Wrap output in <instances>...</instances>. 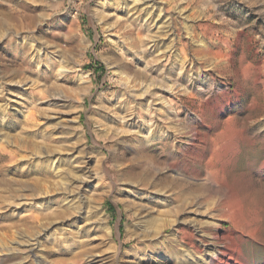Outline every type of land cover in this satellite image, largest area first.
<instances>
[{"label": "rangeland", "instance_id": "1", "mask_svg": "<svg viewBox=\"0 0 264 264\" xmlns=\"http://www.w3.org/2000/svg\"><path fill=\"white\" fill-rule=\"evenodd\" d=\"M0 4L37 16L0 37V149L26 181L7 203L31 200L8 212L0 264H71L81 246L83 264H182L152 218L191 220L184 248L226 238L264 264V0ZM142 142L149 176L128 171ZM39 154L45 175L29 172Z\"/></svg>", "mask_w": 264, "mask_h": 264}, {"label": "bare ground", "instance_id": "2", "mask_svg": "<svg viewBox=\"0 0 264 264\" xmlns=\"http://www.w3.org/2000/svg\"><path fill=\"white\" fill-rule=\"evenodd\" d=\"M36 17H37L36 15L33 16V15H28L27 13H20V11L16 7L15 8L14 7H8L7 9H5L0 4V37L4 35L2 30L10 29V30L17 31V30L22 29L24 27L32 26V23L35 22ZM28 19H30V20H28ZM13 46H15V43L13 44ZM135 71H136V75L138 77H142L144 74L140 70H135ZM12 73L14 76H16V75L21 73V70L15 69L12 71ZM84 78H85L84 74H81L80 79H84ZM149 87L150 86H148L145 90H143V92H147ZM218 109H219V111H222L224 109V107L220 105L218 107ZM136 148L144 153L146 160H145V162H141L139 160L136 161L135 164H133L132 167L128 169V171L133 174L136 172L137 168L138 169L140 168L141 173H143L144 175H146V176L151 175L154 171L152 162H157V161H155V157L152 154L145 153V152H147V149L149 148L146 142H142L140 145H136ZM39 152H41V150H39ZM37 156L40 157L39 159H37L39 163H38V165L32 166L29 169V172L31 171V172L35 173L36 175H45L46 169H45L43 163L41 162L42 157L40 154ZM4 159L8 160V162H9L12 160V155L9 152H7V154H6L4 149H0V229L9 228L11 226L10 224L5 223V220H8V219L18 220V218H15L12 216V214L8 213V212H10L9 210L12 208V206L17 205L16 207L18 208V207H23L25 205L28 206V204L31 203V202H29L31 200L28 196L24 197V198H26L25 199L26 201L24 202L25 204L24 203L21 204L18 201L16 203H12L11 201L7 203V201L10 200L11 196H16L17 194H19L20 189L17 188L16 185L22 183L23 180L15 178V175H16V173L14 171L15 165H12L8 162L5 163ZM262 170L264 171V162L262 163ZM29 172L26 171V172H24V174L28 175ZM9 173H12L13 175H10ZM194 173H196L195 170H194L193 174ZM173 178H174L173 180L179 181V179L177 177H173ZM144 180H146L145 176H144ZM35 181H37L36 184H33V186H31V189L35 192V195H38L39 191H45L46 189H48L47 186H45V185L43 186V185L38 183L41 180H35ZM23 182H26V181H23ZM146 183L147 182H144V184H146ZM28 187H29V185H27L26 188L24 187V190L25 191L30 190V188H28ZM144 187H147V184L144 185ZM200 187L207 189V190L212 188V189L217 190L218 192L224 193L223 187L220 186L219 184L210 183V184H206V185H203ZM5 191L9 192L8 196L6 194H4ZM188 203H190V202H188L187 200L182 201V204L179 206V211L184 210L186 204H188ZM228 218L232 221H236L235 218H233L231 216H229ZM24 219H27V217L25 216ZM190 221L191 220H189V219L173 218V219H171L170 222L165 223V222H158L157 220H155V218H152L148 222L149 226H150L149 229L152 228V230H149V229L145 230L144 229V231L147 232V235H149L150 238L155 237V236H162L165 239L164 242H165V246H166V252L168 251L169 254H173V253L178 254L180 251L184 250L186 252L185 253L186 256H185V258L181 259L183 262L182 264H250L248 261H246L242 258L240 246H238V244L235 243L234 241H232V240L230 241L229 239H226V238L218 239L217 242L208 241L205 243V245L207 247L204 249L199 247V246H196L195 244H191V243H189L190 248H184L183 245L186 243V241L184 240L185 238H182V236L184 234L182 236L180 234V230H181L180 228H181V225L189 224ZM241 225H242V223L235 225L237 230ZM170 228H174V231L171 233H169ZM196 230L198 231V233L203 231L202 228H200V227H196ZM106 234H107V232H106ZM194 238H195V234H194ZM27 241H28V243L31 242V240H27ZM83 247L84 246H81L79 248V250L72 251L71 253L65 252V255L70 257V259H71L70 263L71 264H83V262L84 263H91L92 261L96 260V259H92L90 261L89 259H87L86 261H83V259H82L83 256L86 253H89L90 250L92 249V248H89V249L86 248L85 249ZM66 249H68V247ZM32 250H34V248L30 249V251H32ZM194 251L196 253L197 252L199 253V254L197 253L198 255L194 256L195 258L191 257V255L193 254ZM108 259H109L108 260V262H109L112 259V255H110L108 257ZM66 260L67 259H65V261ZM170 261H172V260L170 259ZM40 264H41V262H40ZM111 264H113V262Z\"/></svg>", "mask_w": 264, "mask_h": 264}]
</instances>
